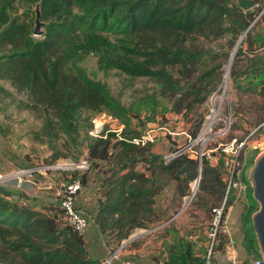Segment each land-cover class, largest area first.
Wrapping results in <instances>:
<instances>
[{
	"label": "trees",
	"instance_id": "obj_1",
	"mask_svg": "<svg viewBox=\"0 0 264 264\" xmlns=\"http://www.w3.org/2000/svg\"><path fill=\"white\" fill-rule=\"evenodd\" d=\"M251 1L259 11L262 0ZM16 2L24 8L35 7L34 11L29 8L18 14ZM238 4L239 0H0V82L26 96V109L41 108L53 114L52 119L47 115L42 134L56 137L55 126L59 125L57 128L70 137L80 127L82 114H87L85 123L105 113L125 127L119 135L107 128L98 138L88 135L85 159L89 169L62 178H79L84 189L89 185L90 172L101 175L99 189L102 187L104 193L92 218L98 236H108L119 246L133 230H151L156 222H167L173 213L160 211L156 198L169 184L173 206L169 209L174 210L176 202L191 195V184L198 180L190 205L212 222L214 210L224 204L219 228L229 223L236 205L239 210L234 237L218 229L213 240L204 237L211 255L226 254L231 244L244 259L238 260L241 263L262 258L251 223L258 206L249 179L242 172L245 150L250 147H243L237 158L238 175L234 180L242 184L240 192H244L237 197L235 192L239 191L227 193L224 177L229 172L221 151L234 139H229L218 153H202L200 162L199 157L185 152L165 163L163 155L151 152V144L135 145L133 139L141 134L129 129V120L139 121L142 116L152 120L164 107L161 101L148 95L123 107L105 85L89 78L78 66L86 56L93 55L130 78L155 80L161 86L162 99H168L170 111L192 123L190 140H195L204 122V114L199 111L221 82V65L216 61L220 54L233 51L252 15ZM36 8L43 32L38 37L33 35ZM259 22L264 25V13ZM247 35L251 40V33ZM112 38L131 40L132 45H116ZM220 41L224 42L220 49L207 48ZM240 47L230 78L264 77V55L257 53L249 56L248 70L237 78L244 55ZM117 49L122 53L113 54ZM259 130L264 132V117ZM176 145L172 141L168 152H173ZM61 157L66 158L54 150L46 165ZM212 157L217 159L215 165ZM139 164L142 171L137 169ZM34 177L36 181L43 179ZM23 190L0 186V264H101L103 258L89 252L84 235L64 223L58 197V203L42 202L24 196ZM175 239L165 264L205 263V256L196 254L194 243L177 234Z\"/></svg>",
	"mask_w": 264,
	"mask_h": 264
},
{
	"label": "rangeland",
	"instance_id": "obj_2",
	"mask_svg": "<svg viewBox=\"0 0 264 264\" xmlns=\"http://www.w3.org/2000/svg\"><path fill=\"white\" fill-rule=\"evenodd\" d=\"M15 5L17 6L18 14L30 8H24L18 2ZM34 8L31 7L30 9L34 11ZM248 12L252 14L248 20V26L250 25L248 32L251 33L252 38L250 40L249 35L245 34L240 42V44L243 42L242 46L240 47V44L238 46L244 55L241 57L242 61L237 67V78L244 70H248L246 66L249 63L246 60L251 54L258 53L264 55V35L257 33L261 26L264 27L259 22L260 17L264 13V0H262L259 6V11L258 8L253 7ZM111 41L116 45L125 47L132 45V41L127 39L117 41L112 38ZM223 43V41L210 43L207 48L217 50L221 48ZM117 53L122 52L117 49L113 54ZM231 54L232 51L222 53L218 61H216L221 65L219 70L221 82L215 93L209 97L199 111L204 114V122L196 141L190 140L189 132L192 123L188 122L181 115L170 111L168 99H162L161 86L155 80L143 77L130 78L118 70L110 69L103 65L93 55L86 56L78 66L89 78L105 85L111 97L123 107H127L130 102L139 97L148 95H155L161 101L164 107L157 110L152 120H147L144 116L139 121L134 119L129 120L130 130H137L141 135L145 132L157 133L156 136L158 138H155L151 143L152 153L162 151V155L164 156L172 146V141H176L184 145L186 151L196 157H200L202 153L210 151L213 154L218 153V150L231 138L235 140L236 145L239 144L238 142L246 140V146L250 148L245 150L242 172L244 177L249 179V172L254 166L255 159L264 153V132L261 133L259 130L262 125V118L264 117V77L254 78V76H249L243 78L244 80H233L230 78L229 71L228 83L224 89L225 76ZM239 85L242 86V89H238ZM27 104L28 100L24 94H17L7 83L0 82L1 174L30 165L46 166L54 150H57L62 156H66V158L61 157L57 162H74L86 157L88 122L85 123L83 118H86L87 114H82L80 127H76L77 132L75 134L69 137L67 134L62 133L57 128L59 125H57L55 126V134L57 136L50 139L42 134V127L47 123V115L49 114L52 119L53 114L41 108L35 110L26 109L25 105ZM217 108H219V111L215 115L214 110L216 112ZM118 122V125L124 127L121 121ZM252 147L255 149L253 150ZM210 160L213 165L217 162V159L213 157ZM137 169L138 171H142L143 166L139 164ZM64 174V172L48 173L49 177L47 176V178L54 181V184L50 188L47 179H37L38 181L35 185L25 187L21 192L24 196L36 198L38 201H57L58 203L57 192L59 191V184L63 180L62 178L65 177ZM89 176V185L78 194L76 206L90 217L84 237L86 238L89 252L103 258L102 261L109 251L122 247L119 261H115L112 264H122L124 261H129L132 264H136V261L138 262L137 264H165L172 252V247L176 240L175 234H177L195 244L196 254L205 256L204 264H223L224 262L228 264V254L221 255L216 253L211 255L210 244L204 242V237L212 239L210 235L214 227L204 213L190 205V201L196 192L195 190L194 194L192 193L196 186L195 184H191V195L189 197L175 203L174 210H176V213L173 212V208L169 209L173 207L171 205L172 189L167 184L164 192L156 198V203L160 207V211L165 212V214L173 213L172 217L166 223L156 222L153 224L155 226L151 230H133L132 236L122 243V245L117 246L116 243L110 242L111 240L108 236H98L99 234L92 218L97 210V201L104 193V190L102 187L99 189L101 178L99 173L92 171ZM235 193L237 197L244 194V192ZM237 206L234 207L229 223H226L225 226L223 224L222 228H219L221 225L219 222L217 226L218 230L231 238L238 231L239 210ZM226 214H228V209L226 210ZM131 242L134 243V246L138 247L136 250H134ZM228 248H232L233 253L236 252L233 246L229 245ZM133 250L136 253L132 252ZM132 257L137 260L134 262ZM244 257L249 256L244 255Z\"/></svg>",
	"mask_w": 264,
	"mask_h": 264
},
{
	"label": "built area",
	"instance_id": "obj_3",
	"mask_svg": "<svg viewBox=\"0 0 264 264\" xmlns=\"http://www.w3.org/2000/svg\"><path fill=\"white\" fill-rule=\"evenodd\" d=\"M218 111L219 108L216 109V112L214 110V114L217 115ZM118 124H119L118 120L112 117L111 115H107L105 113L98 114L92 117L87 124L88 135L93 138H98L102 135V131L105 128H107L108 131L113 132L116 135H119V133H121L122 131L123 126H120ZM156 134H157L156 132L154 133L145 132L139 137L134 138L133 143L139 147H145L148 144H151L155 138L156 139L158 138ZM196 139L194 141H196ZM178 145L180 144L177 143L176 145L177 148L173 152H168L166 155L163 156V160L165 163L179 157L185 152H188L184 148L185 147L184 145H180V147H178ZM245 146H246V140H244L243 142L237 145L234 140L231 143L225 145L221 150L222 153H224L225 155L224 157L225 168L229 172V175L224 177V181L227 184V193L230 190H236L239 192L243 190L242 184L238 181H235L234 177L238 175V172L236 171V166H237V158L239 152ZM88 169H89V163L85 158H82L74 162L73 161L56 162L55 164L46 165V166L35 165L27 169L12 170L5 174L0 173V186H3L5 188L12 187L17 190H23L25 189V187H31L32 185H35L37 181L34 179L35 178L34 176L39 175L43 179L48 180L47 183L50 188L54 184V181L53 179L47 178L48 173L64 172L65 174L70 175L74 172H77L79 174H82L86 172ZM67 179H69L70 182L62 180V182H60L59 184V191L57 192L62 219L64 220V223L68 227H70L75 233L79 235H84L89 225L90 217L87 214H85V212L78 209L76 206L77 195L82 190L81 181L79 178L70 180L71 178L67 177ZM223 206L224 204H222L219 208L214 210V216L212 219V226L214 228L212 234L210 235L212 237V240L214 239L217 226L220 222L223 213ZM121 248L122 247H118L112 251H109L105 259L101 262V264H112L115 261H119ZM230 252L231 254H229ZM226 254H228L229 262L231 264H264L262 258L256 260H250L246 263H241L236 259L232 248L231 249L228 248ZM122 264H131V263L129 261H124L122 262Z\"/></svg>",
	"mask_w": 264,
	"mask_h": 264
},
{
	"label": "water",
	"instance_id": "obj_4",
	"mask_svg": "<svg viewBox=\"0 0 264 264\" xmlns=\"http://www.w3.org/2000/svg\"><path fill=\"white\" fill-rule=\"evenodd\" d=\"M238 5L244 11H248L254 7V3L251 0H239ZM35 14L36 15L34 21L35 25L33 29V35L38 37L41 36L43 32L41 30L42 23L39 21V10L37 8ZM249 28L250 25L246 28L243 35L239 38L236 46L232 51L226 75H229L231 62L235 56V53L243 36L248 33ZM198 161L200 162V157L198 158ZM249 183L251 187L252 197L259 207L258 210L253 214L251 218V223L259 253L264 261V153H262L255 159L254 166L249 172ZM195 185L196 186L192 192L193 194L194 191L197 189L198 180L197 182H195Z\"/></svg>",
	"mask_w": 264,
	"mask_h": 264
},
{
	"label": "crops",
	"instance_id": "obj_5",
	"mask_svg": "<svg viewBox=\"0 0 264 264\" xmlns=\"http://www.w3.org/2000/svg\"><path fill=\"white\" fill-rule=\"evenodd\" d=\"M257 33H262L263 35H264V27L263 26H261L260 27V29H259V31H257ZM153 154H157V155H162L163 154V152L162 151H160V152H158V153H153ZM135 231H138V229H136ZM131 236H132V234H131ZM131 244H132V246L134 247V250H136L138 247L137 246H134V243L133 242H131ZM132 251V252H135V251ZM136 253V252H135ZM234 254H235V257H236V259L237 260H239V261H243L244 259L243 258H240L238 255H237V253L236 252H234ZM133 258V257H132ZM134 259V262L137 260V259H135V258H133ZM138 262L136 261V264H137ZM132 264V263H131Z\"/></svg>",
	"mask_w": 264,
	"mask_h": 264
},
{
	"label": "bare ground",
	"instance_id": "obj_6",
	"mask_svg": "<svg viewBox=\"0 0 264 264\" xmlns=\"http://www.w3.org/2000/svg\"><path fill=\"white\" fill-rule=\"evenodd\" d=\"M227 83H228V75L225 76L224 89L226 88ZM224 89H223V90H224Z\"/></svg>",
	"mask_w": 264,
	"mask_h": 264
}]
</instances>
